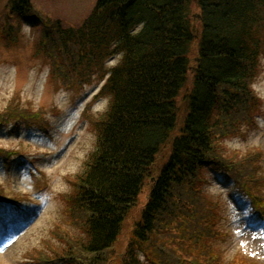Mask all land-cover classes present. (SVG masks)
I'll use <instances>...</instances> for the list:
<instances>
[{
	"label": "trees",
	"instance_id": "obj_1",
	"mask_svg": "<svg viewBox=\"0 0 264 264\" xmlns=\"http://www.w3.org/2000/svg\"><path fill=\"white\" fill-rule=\"evenodd\" d=\"M31 7V0L9 1L6 19L16 24L7 25L8 40H18L24 21H41L35 55L47 59L51 79L82 87L107 78L108 97L102 116H90L96 147L75 179L71 213L60 222L76 240L55 233L70 252L60 257L50 244L42 257L145 264L143 250L153 264H222L205 240L215 234L218 208L201 211L197 197L203 169L213 164L264 210L258 150L237 160L225 140L248 125L260 104L253 82L264 52V0H197L200 18L193 0H97L77 26L41 19ZM112 57L118 59L110 64ZM9 110L0 124H46L43 111ZM164 149L168 157L158 161ZM22 151L0 148V155ZM2 189L0 197L19 200L18 192Z\"/></svg>",
	"mask_w": 264,
	"mask_h": 264
},
{
	"label": "rangeland",
	"instance_id": "obj_2",
	"mask_svg": "<svg viewBox=\"0 0 264 264\" xmlns=\"http://www.w3.org/2000/svg\"><path fill=\"white\" fill-rule=\"evenodd\" d=\"M9 1L0 0V32L2 24L15 23L13 19L6 20ZM95 3L96 0H31V8L46 21L60 19L64 25L77 26L91 13ZM193 3L197 17L200 15L197 0ZM40 31L39 25L24 26L23 39L12 46H7L0 35V117L7 114L10 107H15L30 114L43 111L49 121L45 126L49 135L37 126H27L25 121L0 125V148L24 150V156L10 160L7 168L0 156V192H4L3 186L7 191L18 192L19 196L29 195L17 205L0 202V264H31L27 262L29 259L49 255L50 244L63 253L70 252L63 249L69 248L68 243L54 234L65 236L68 242L76 240L69 237L74 231L67 233V226L60 222L67 208L63 195H74L73 180L84 171L96 147L97 132L92 123L83 120V112L90 100L88 110H92L90 114L96 118H100L108 106V99L96 101L93 98L99 88L97 83L85 87L78 95L51 79L47 59L33 55ZM253 88L262 101L258 108L261 112L247 119L248 126H240L236 134L225 139L237 150V160L249 148L264 152V52ZM168 153L165 149L161 151L158 161L162 162ZM261 164L264 172V155ZM213 169L209 167L204 171L203 197H197L201 211H209L211 206L218 208L219 237L207 238V243L214 242V253L219 251L225 264H242L237 258L250 264H264V233L246 228L245 210L236 204L242 196L231 186L233 183L227 181L223 171ZM146 195L144 192L140 196L141 203L146 202ZM191 243L185 241L181 245L186 247Z\"/></svg>",
	"mask_w": 264,
	"mask_h": 264
}]
</instances>
